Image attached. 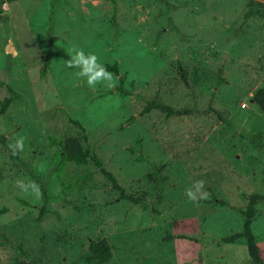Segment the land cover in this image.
I'll list each match as a JSON object with an SVG mask.
<instances>
[{
    "label": "rangeland",
    "instance_id": "rangeland-1",
    "mask_svg": "<svg viewBox=\"0 0 264 264\" xmlns=\"http://www.w3.org/2000/svg\"><path fill=\"white\" fill-rule=\"evenodd\" d=\"M249 1L0 0V102L8 85L21 95L0 133L8 145L24 138L20 160L0 143V208H8L0 226L24 259L99 264L89 243L105 238L114 250L104 264H253L243 238L224 240L244 230L251 194H264V111L254 100L264 90V16L244 19ZM77 48L118 62L132 94L117 91L111 72L113 87H89L68 66ZM147 101L180 114L141 115ZM84 133L126 191L157 213L120 199L93 161L66 171L73 181L89 168L98 187L63 194L48 134ZM31 171L50 196L42 220L41 191L18 184H37ZM197 181L206 196L191 200ZM257 210L264 259V201ZM16 252L0 245V264Z\"/></svg>",
    "mask_w": 264,
    "mask_h": 264
},
{
    "label": "trees",
    "instance_id": "trees-1",
    "mask_svg": "<svg viewBox=\"0 0 264 264\" xmlns=\"http://www.w3.org/2000/svg\"><path fill=\"white\" fill-rule=\"evenodd\" d=\"M260 5V2L250 0L244 19L263 17L264 12L259 7ZM113 11L116 12V7L113 9ZM103 65L106 67L107 71L114 73L116 74V76L119 77L120 84L116 88L117 91L125 96L131 95L132 92L123 87L125 75H120V67L118 62L115 61L113 64L104 63ZM7 89L10 92V96L5 97L0 102V117L7 111V109L14 101L18 100L21 97V95L17 91H15L11 86L8 85ZM254 100L261 106V109L264 111V90L259 91L255 95ZM153 110L161 111L169 117L180 114L179 111H177L176 109L156 101H147L142 110L140 111V114L145 115ZM131 119L134 118L132 117ZM69 121L80 127L83 131H85V128L80 121L72 118H69ZM48 139L50 145L54 149V168L57 173V176L60 178V185L64 195L68 196L73 194L74 192L82 191L86 188L98 187L97 181L94 177V173L89 168H87L85 172L78 174L77 178H75L73 181V177H70L68 171H66V166L70 163L76 165L79 168H83L84 166L88 165L89 161H93V163L99 168L100 172L112 183L113 189L119 193L120 199L130 201L134 204H139L145 209H148L149 207L154 213L158 212L157 206H148L147 203H144L142 197H138L126 191V189L119 183L116 176L104 166L103 161L94 152V150L90 148V145L88 143V134L84 133L82 139L78 136H67L64 139H59L54 135L48 134ZM0 143H2L4 150L8 152L12 158L20 160V157L17 153L13 154L12 149L7 143L6 136L2 135L1 133ZM30 173L39 185L41 194L43 196V204L41 205L40 212L37 217L38 220H42L44 215L48 212L50 196L47 192L45 185L41 182L40 177L34 174L32 171ZM20 200L27 206L31 205L30 203L22 199ZM263 201L264 194L259 192L252 193L250 196V201L246 209L244 210V214L246 215V220L243 226L244 230L240 233H237L224 239L227 242H235L238 239L243 238L246 241L250 260L253 264H264V259L260 254V248L257 244V237L252 228L254 218L258 212L257 205L262 203ZM7 211V206H3L2 208H0V216L6 213ZM0 245L4 247L9 246L17 251L15 258H13L11 263L8 264H34L29 262L27 259H24V256L26 255L24 249L19 245L13 244L10 237L1 228V226ZM113 250L114 246L110 244L107 239L102 238L90 241L88 252L97 263L104 264L112 259Z\"/></svg>",
    "mask_w": 264,
    "mask_h": 264
},
{
    "label": "clouds",
    "instance_id": "clouds-1",
    "mask_svg": "<svg viewBox=\"0 0 264 264\" xmlns=\"http://www.w3.org/2000/svg\"><path fill=\"white\" fill-rule=\"evenodd\" d=\"M7 53V48L5 49ZM69 67H76L79 71L76 73L78 77L86 78V82L89 87L94 88L97 82L107 80L109 81V87H113L114 84L112 81V74L107 71L106 67L99 62L98 56L93 53H85L83 49H74L71 58L68 59ZM9 147L12 149L13 154H16L18 151H22L24 148V138L19 137L15 140V143L9 144ZM21 190L24 193H35L36 195L40 194V187L34 181H18ZM203 187V181H197L195 190L189 188L186 190V195L189 199H197V193H200V198H204L206 193L201 192Z\"/></svg>",
    "mask_w": 264,
    "mask_h": 264
}]
</instances>
